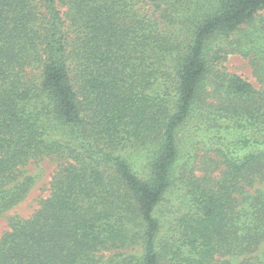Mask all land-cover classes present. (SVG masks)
Returning a JSON list of instances; mask_svg holds the SVG:
<instances>
[{
  "label": "trees",
  "instance_id": "16d2710c",
  "mask_svg": "<svg viewBox=\"0 0 264 264\" xmlns=\"http://www.w3.org/2000/svg\"><path fill=\"white\" fill-rule=\"evenodd\" d=\"M189 125L218 139L202 174L182 166ZM45 158L51 193L8 217L0 264H264V0H0V218Z\"/></svg>",
  "mask_w": 264,
  "mask_h": 264
},
{
  "label": "rangeland",
  "instance_id": "374dc122",
  "mask_svg": "<svg viewBox=\"0 0 264 264\" xmlns=\"http://www.w3.org/2000/svg\"><path fill=\"white\" fill-rule=\"evenodd\" d=\"M64 11V8H62ZM223 66L231 73H236L252 83L255 87L260 88L256 76L253 72V67L248 58L240 54H229L223 62ZM231 134L228 138H234ZM218 139L212 134H208L204 130H198L195 126H187L181 133L182 147V166L187 164L193 167L194 173L202 174L204 171L205 156L215 157L214 150ZM223 146V144H221ZM128 152H136L131 149ZM133 161L138 171L145 169L146 159L142 153H134ZM132 158V157H130ZM58 161L45 158L39 162H32L26 165L23 170L26 174L38 173L39 177L32 187L28 195L23 201L10 209L0 218V237L9 229L8 217L19 215L22 217L31 216L39 207L40 201L47 198L51 193V180L56 169ZM264 189V184H259ZM184 201H186V190L181 185H175L172 191L167 195L165 200L159 205L156 216L161 221V232L159 239L169 238L175 234L176 220L182 211L185 210ZM104 259L109 255V251L102 253Z\"/></svg>",
  "mask_w": 264,
  "mask_h": 264
}]
</instances>
